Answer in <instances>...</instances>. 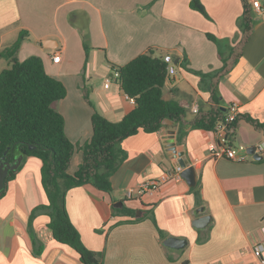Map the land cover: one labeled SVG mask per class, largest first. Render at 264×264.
Masks as SVG:
<instances>
[{"label":"crops","instance_id":"obj_1","mask_svg":"<svg viewBox=\"0 0 264 264\" xmlns=\"http://www.w3.org/2000/svg\"><path fill=\"white\" fill-rule=\"evenodd\" d=\"M190 1L0 0V51L22 30L28 31L19 59L40 56L46 72L65 85L66 96L53 106L64 116L65 132L78 147L92 137L95 111L116 122L135 108L112 67L149 49L172 56L175 71L167 76L163 97L187 109L186 121L196 115L192 106L199 110L213 106L215 85L218 106L237 103L241 110L229 134L231 143L259 145L264 132L245 115L264 121V0H258L260 11L253 9L254 27L241 57L220 78L215 74L223 61L207 34L225 41L227 55L241 37L242 0H201L209 17L191 8ZM57 52L58 62L53 60ZM9 66L0 57V72ZM169 125L155 132L140 129L122 141L127 157L111 177V193L91 184L68 192L66 207L84 244L104 253L103 264H260L253 248L264 238V152L261 160L250 154L244 162L217 157L214 130L186 125L179 142V124ZM171 130L177 150L195 167L200 202L194 186L183 177L153 193L126 197L128 189L136 190L179 166L178 156L167 145ZM13 154L16 158L20 151L14 149ZM82 161L83 151L77 148L69 172L74 174ZM41 167L39 158H25L0 198V264H84L76 250L53 238L50 217L44 213L33 220L44 249L40 256L33 253L30 213L48 202ZM119 202L122 206H116ZM203 215L210 217L209 222L198 228L194 220ZM171 236L185 238L187 244L179 249L166 246L164 240Z\"/></svg>","mask_w":264,"mask_h":264},{"label":"trees","instance_id":"obj_2","mask_svg":"<svg viewBox=\"0 0 264 264\" xmlns=\"http://www.w3.org/2000/svg\"><path fill=\"white\" fill-rule=\"evenodd\" d=\"M242 3L243 13L239 18L241 37L230 46L227 55L228 45L225 41L213 34H207L217 44L223 61V66L215 74L217 78L235 66L252 34L254 8L250 0H242ZM190 6L209 17L201 0H191ZM27 36L28 31L22 30L14 43L0 51V57L6 58L10 64L0 72V158L10 148L5 160L11 163L15 161L14 149L24 155L22 163L29 156L42 161L41 183L48 202L35 206L30 213L28 231L33 241L34 255L42 254L44 243L33 228V220L38 214L44 213L50 217L48 228L56 241L76 250L84 264H103L104 253L92 251L84 244L79 230L69 216L66 207L68 192L73 188L91 184L111 193V177L127 157L121 143L140 129L155 132L161 128H169L171 125L164 124V121L170 119L179 124L178 141L181 142L186 125L213 131L216 124L225 117L228 108L223 110L218 106L220 95L213 85V106L208 110H199L190 121H186L187 109L178 101L163 97L168 76L165 56L156 55L153 49H149L125 65L112 67L113 73H119L116 81L123 91L134 98L135 108L116 122L95 111L92 116V137L89 142L78 147L65 132L64 116L53 106L55 101L66 96L65 85L46 72L40 56L19 59V50ZM84 47L88 52L87 41ZM240 117L241 114L238 119ZM245 118L256 129L264 132V121L250 115H245ZM238 119L233 127L237 125ZM77 148L83 151V161L78 170L71 174L69 169ZM22 163L17 169L9 170L5 185L0 191V198L5 194L9 181L16 177ZM199 186L197 184L192 189L200 202ZM159 233L164 237L161 229Z\"/></svg>","mask_w":264,"mask_h":264},{"label":"built area","instance_id":"obj_3","mask_svg":"<svg viewBox=\"0 0 264 264\" xmlns=\"http://www.w3.org/2000/svg\"><path fill=\"white\" fill-rule=\"evenodd\" d=\"M252 6L257 11L261 10L260 2L258 0H250ZM61 59L60 52H57L53 55V60L58 62ZM164 60L168 63V76L174 73V67L171 66L172 63V56L165 55ZM115 77L119 75L118 71L114 72ZM111 82V79H106L105 85L108 86ZM126 97L130 99L132 102H135L133 97H130L126 94ZM193 113H197L199 111L198 105H194L191 107ZM241 114L240 107L237 103H232L228 107V111L225 117L220 120L214 129V132L217 134L219 139V148L215 151V155L217 157H226L230 160L237 161V162H244L249 158L248 147L244 144L233 145L230 141V132L233 123L238 119L239 115ZM256 153L262 154L264 152V142L256 145L255 149ZM183 167L177 166L176 169L171 171H164L161 175L157 178L145 181L141 183L136 190L128 189L126 191V197L132 198L133 196L141 197L146 193H153L163 184H166L174 179H181L182 175L181 172ZM264 232V229H263ZM253 253L259 259L260 264H264V238L261 242L255 244L253 248Z\"/></svg>","mask_w":264,"mask_h":264},{"label":"water","instance_id":"obj_4","mask_svg":"<svg viewBox=\"0 0 264 264\" xmlns=\"http://www.w3.org/2000/svg\"><path fill=\"white\" fill-rule=\"evenodd\" d=\"M222 109L225 110V108H222ZM164 124H176V122L170 119H166L164 121ZM174 136H175V131L171 130L170 135L167 139L168 148L169 150L173 151L176 154V156H178V160H177L178 164L179 166L184 168L181 172L182 177L187 180L189 185L195 186L197 184V174H196L195 167L192 165H188L187 161L184 158V153L182 151L177 150L176 141H175ZM9 149L5 151L4 156L0 158V191L3 189L5 185V178L8 175L9 170L17 169L21 165L23 157H24L23 154H20L19 156L15 158V161L13 163L5 160ZM255 149H256V145H253V146L248 147L247 150L249 154L253 155L255 160H261L263 156L260 155L259 153H256ZM122 204L123 202H119L117 203L116 206H122ZM209 218L210 217L208 215L200 216L194 220V225L198 228H202L206 226V224L209 222ZM164 244L166 246L179 249V248H183L187 244V239L171 236V237H167L164 240Z\"/></svg>","mask_w":264,"mask_h":264},{"label":"rangeland","instance_id":"obj_5","mask_svg":"<svg viewBox=\"0 0 264 264\" xmlns=\"http://www.w3.org/2000/svg\"><path fill=\"white\" fill-rule=\"evenodd\" d=\"M28 52H30V51H28ZM28 56V55H27ZM19 156V155H18Z\"/></svg>","mask_w":264,"mask_h":264}]
</instances>
